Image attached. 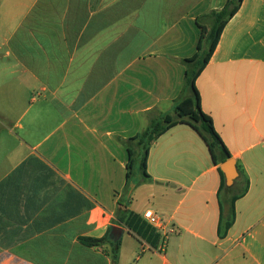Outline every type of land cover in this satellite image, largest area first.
Returning a JSON list of instances; mask_svg holds the SVG:
<instances>
[{"label": "crops", "instance_id": "1", "mask_svg": "<svg viewBox=\"0 0 264 264\" xmlns=\"http://www.w3.org/2000/svg\"><path fill=\"white\" fill-rule=\"evenodd\" d=\"M226 1L0 0V264H264V0L242 1L194 83L249 181L226 235L219 165L186 124L153 142L150 181L118 203L122 141L173 114L196 19ZM125 210L164 227L132 232ZM110 230L115 259L80 242Z\"/></svg>", "mask_w": 264, "mask_h": 264}, {"label": "trees", "instance_id": "2", "mask_svg": "<svg viewBox=\"0 0 264 264\" xmlns=\"http://www.w3.org/2000/svg\"><path fill=\"white\" fill-rule=\"evenodd\" d=\"M242 1L227 0L221 9L212 10L196 19V25L200 30L196 52L189 59L181 61L185 67V72L181 94L173 104V114L153 116L150 118L148 126L139 135L122 141L126 147L128 159L126 162L125 184L122 196L118 200L121 206L127 207L132 192L140 184L150 181V176L146 172V161L153 142L178 124L188 125L199 135L205 143L214 165L218 166L231 158L220 137L215 132L211 118L202 111L200 97L194 83L208 64L224 27L236 15ZM217 172L220 177L218 190L220 217L217 234L219 238H223L234 222V202L246 194L249 181L245 173L238 168V177L234 180L233 185L226 187L224 176L218 167ZM236 185L240 186V190L233 193ZM221 193L231 195L229 210L226 215L223 214L221 209ZM120 222L128 230L142 236L145 233H154V230L145 224L138 215L128 210L123 212ZM142 230L145 233H142ZM155 238H158L157 234H155ZM80 242L85 247H97L109 243L112 258L115 259L120 245V237L113 235L110 230L108 234L100 239L80 238Z\"/></svg>", "mask_w": 264, "mask_h": 264}, {"label": "water", "instance_id": "3", "mask_svg": "<svg viewBox=\"0 0 264 264\" xmlns=\"http://www.w3.org/2000/svg\"><path fill=\"white\" fill-rule=\"evenodd\" d=\"M218 168L220 169V171L224 176L225 186L231 187L234 183V180L238 176V169L235 160L230 158L219 164Z\"/></svg>", "mask_w": 264, "mask_h": 264}, {"label": "built area", "instance_id": "4", "mask_svg": "<svg viewBox=\"0 0 264 264\" xmlns=\"http://www.w3.org/2000/svg\"><path fill=\"white\" fill-rule=\"evenodd\" d=\"M142 218L156 231H160L164 227L162 220L151 210L144 211L142 214Z\"/></svg>", "mask_w": 264, "mask_h": 264}, {"label": "rangeland", "instance_id": "5", "mask_svg": "<svg viewBox=\"0 0 264 264\" xmlns=\"http://www.w3.org/2000/svg\"><path fill=\"white\" fill-rule=\"evenodd\" d=\"M240 190V186L237 185V187L234 188L233 193H237Z\"/></svg>", "mask_w": 264, "mask_h": 264}]
</instances>
